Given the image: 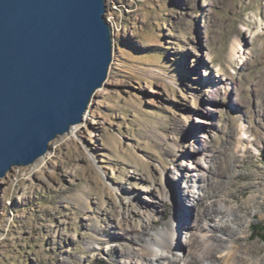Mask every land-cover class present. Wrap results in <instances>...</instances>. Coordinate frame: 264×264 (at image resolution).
<instances>
[{"label":"rangeland","instance_id":"1","mask_svg":"<svg viewBox=\"0 0 264 264\" xmlns=\"http://www.w3.org/2000/svg\"><path fill=\"white\" fill-rule=\"evenodd\" d=\"M107 5L113 61L87 119L51 141L40 162L0 178V264H119L118 247L133 245L129 230L154 219L163 227L172 210L198 231L202 215L179 178L182 167L198 179L204 140L233 153L224 196L250 220L233 224L235 237L251 248L249 262L264 257V0ZM163 187L167 206L145 207L144 194L163 197ZM194 243L190 233L174 242L175 264L192 258Z\"/></svg>","mask_w":264,"mask_h":264},{"label":"water","instance_id":"2","mask_svg":"<svg viewBox=\"0 0 264 264\" xmlns=\"http://www.w3.org/2000/svg\"><path fill=\"white\" fill-rule=\"evenodd\" d=\"M108 0H0V178L82 122L108 79Z\"/></svg>","mask_w":264,"mask_h":264},{"label":"bare ground","instance_id":"3","mask_svg":"<svg viewBox=\"0 0 264 264\" xmlns=\"http://www.w3.org/2000/svg\"><path fill=\"white\" fill-rule=\"evenodd\" d=\"M243 53L245 54V51ZM238 95V101H235V103L243 105V109L246 108L249 100L243 103L242 92ZM84 117L83 120L85 121L87 119V112ZM78 130L77 124L71 128L72 134L75 135L78 133ZM188 137L192 138V134L188 135ZM206 141H203L202 150L205 154L208 151L207 159H205V162L199 161L197 164L199 170L198 179L197 177L193 178L182 167L181 172H183V176L179 178V183L184 182L187 194L194 198V203L199 207L197 212L194 213V217L198 219V215H202V226L198 231H195L194 220L187 221L186 212L183 209L185 218L182 217L183 215L179 216L177 211L172 210L171 217L164 221L163 227L151 226L155 222V219L153 222L147 221L144 224L143 230L136 234H134L136 229L132 228V230H129V232L133 231L131 238L133 245L129 248L118 247V251L122 256L119 264H175L174 257L170 255V253L174 254L175 252L174 242L179 241V245L183 242L186 243L187 234L189 233L191 238L195 240L194 245L189 250L193 256L189 260L187 258L179 259V264H182V262H184L183 264H264V257H258L249 262L252 257L250 254L251 248H248L245 244L239 246L238 239L235 237L237 234L233 224H238L237 229L242 230L243 227L249 224L250 220L248 217L243 219L240 215L241 206L234 207V205L227 202L224 196L226 188L230 183L229 179L235 176L233 171L236 160L233 158V153H229L227 146L218 150H208V143ZM43 158L42 156L38 162ZM163 190V197L156 195L152 191L144 194L145 196L142 201L145 203V207L149 208L151 206L153 209H159L158 204L166 207L168 192L166 187H163ZM179 197V199H175V206L177 208H181L180 205H183V194L179 195ZM185 206V209L188 210L189 204ZM209 218L215 220L216 223L213 226L210 225ZM178 224L181 229L179 234ZM213 230L216 231L215 237L218 240L212 241L213 234L211 237L209 236L210 231ZM249 235H245L244 237ZM219 240L224 243V246L217 243ZM217 252H220V255H217Z\"/></svg>","mask_w":264,"mask_h":264},{"label":"built area","instance_id":"4","mask_svg":"<svg viewBox=\"0 0 264 264\" xmlns=\"http://www.w3.org/2000/svg\"><path fill=\"white\" fill-rule=\"evenodd\" d=\"M115 17V16H114ZM113 16H111V18H107L108 21L110 22V25L113 27L116 23L114 21H112V18H114ZM114 23V25H113Z\"/></svg>","mask_w":264,"mask_h":264},{"label":"trees","instance_id":"5","mask_svg":"<svg viewBox=\"0 0 264 264\" xmlns=\"http://www.w3.org/2000/svg\"><path fill=\"white\" fill-rule=\"evenodd\" d=\"M262 230H263V234H264V227L262 228ZM264 236V235H263ZM264 239V238H263Z\"/></svg>","mask_w":264,"mask_h":264}]
</instances>
